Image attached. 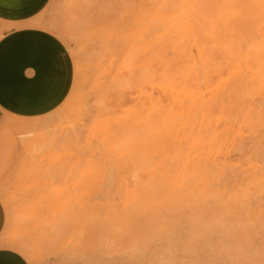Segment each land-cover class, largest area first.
<instances>
[{
	"label": "rangeland",
	"instance_id": "374dc122",
	"mask_svg": "<svg viewBox=\"0 0 264 264\" xmlns=\"http://www.w3.org/2000/svg\"><path fill=\"white\" fill-rule=\"evenodd\" d=\"M248 1L50 0L35 22L70 91L0 125V245L30 264H264V84L237 58L264 50V0Z\"/></svg>",
	"mask_w": 264,
	"mask_h": 264
},
{
	"label": "crops",
	"instance_id": "0c3cea01",
	"mask_svg": "<svg viewBox=\"0 0 264 264\" xmlns=\"http://www.w3.org/2000/svg\"><path fill=\"white\" fill-rule=\"evenodd\" d=\"M50 0H0V125L8 117L29 123L66 100L71 69L60 40L36 25ZM5 216L0 204V235ZM0 264H30L0 245Z\"/></svg>",
	"mask_w": 264,
	"mask_h": 264
},
{
	"label": "bare ground",
	"instance_id": "6f19581e",
	"mask_svg": "<svg viewBox=\"0 0 264 264\" xmlns=\"http://www.w3.org/2000/svg\"><path fill=\"white\" fill-rule=\"evenodd\" d=\"M250 1V0H249ZM248 1V2H249ZM253 2H254V0H252ZM251 1V3H253ZM250 3V2H249ZM251 3H250V5H251ZM233 7V6H232ZM251 7V6H250ZM255 7V6H254ZM240 9V8H239ZM238 13V12H237ZM240 15H241V13H240ZM254 15V14H253ZM257 15V14H256ZM242 16H243V13H242ZM263 17V16H262ZM219 19V18H218ZM237 19H239V18H237ZM250 19V18H249ZM243 20V19H242ZM245 20V19H244ZM221 21V20H220ZM220 21H218V22H220ZM236 23V22H235ZM248 26H249V24H247ZM248 26H247V28H248ZM250 27V26H249ZM230 28V27H229ZM251 28V27H250ZM225 29V28H224ZM215 30V29H214ZM229 30V29H228ZM246 30V29H245ZM223 31V30H222ZM234 31V30H233ZM223 32H225V31H223ZM230 32V31H229ZM250 32V31H249ZM208 33V32H207ZM212 34V33H211ZM226 34V33H225ZM249 34V33H248ZM261 34V33H260ZM239 36V35H238ZM238 36H237V38H238ZM189 37V36H188ZM231 38H232V36H230ZM191 38V37H190ZM237 38H235L234 37V39H237ZM248 38V37H247ZM259 38V37H258ZM222 39V38H221ZM239 39V38H238ZM245 40V39H244ZM219 41V40H218ZM252 41V40H251ZM215 42V41H214ZM232 42H233V40H232ZM235 42V41H234ZM221 44H222V42H220ZM248 43V42H247ZM249 43H251L250 41H249ZM232 44V43H231ZM255 44H257L256 42H255ZM240 45V44H239ZM258 45V44H257ZM236 46V45H235ZM253 46H254V44H253ZM253 46H252V48H253ZM187 49V48H186ZM194 49V48H193ZM236 50V49H235ZM239 50V52L237 53V58H239V60H238V63L240 62V61H242V63L243 64H241V65H243V67H244V65H245V67H247L248 69H249V73H250V80L253 82V84L250 82V86L251 87H253L254 86V82L255 83H259V84H264V72L262 73L260 70H258V71H253L252 69H250L251 68V66H253V65H259L258 63L259 62H264V50L263 51H261L262 53H258V54H255V52H246V53H244L243 55H242V52L240 51L241 49L239 48V49H237V51ZM259 50V49H258ZM185 51H187V50H185ZM254 51V50H253ZM228 52L230 53V51L228 50ZM233 53V52H232ZM236 52L234 51V53L233 54H235ZM257 53V52H256ZM231 54V53H230ZM186 56V55H185ZM228 56H230V55H228ZM236 56V55H235ZM208 59V58H207ZM235 60H236V58H234ZM223 60V59H222ZM229 60H231V59H229ZM236 60V61H237ZM223 62H225V61H223ZM241 63V62H240ZM199 65V64H198ZM239 64H237V66H238ZM248 65V66H247ZM261 65V64H260ZM262 65H264V64H262ZM240 67V66H239ZM263 68H264V66H263ZM194 69V68H193ZM237 69V68H236ZM242 69V68H241ZM254 69H255V67H254ZM195 70V69H194ZM200 70V69H199ZM240 70V69H239ZM263 71H264V69H263ZM240 72V71H239ZM249 80V81H250ZM235 85H237L236 83H234ZM257 84H255V85H257ZM242 85V84H241ZM218 87V86H217ZM227 88V87H226ZM211 89V88H210ZM214 89V88H213ZM204 91V90H203ZM263 91V90H262ZM202 92V91H201ZM223 92V91H222ZM236 92V91H235ZM251 92V91H250ZM261 92V91H260ZM198 93V92H197ZM258 93V92H257ZM197 95V94H196ZM195 95V96H196ZM200 95V94H199ZM198 95V96H199ZM203 95V94H202ZM201 95V96H202ZM246 95V94H245ZM197 97V96H196ZM246 98V97H245ZM259 98V97H258ZM255 99V98H254ZM213 100V99H212ZM217 100V99H216ZM213 102V101H212ZM236 102V101H235ZM231 103V102H230ZM214 107V106H213ZM204 108V107H203ZM206 108V107H205ZM238 108V107H237ZM242 108V107H241ZM195 110V109H194ZM202 110V109H201ZM254 112V111H253ZM262 112V111H261ZM204 113H205V111H204ZM229 113V112H228ZM238 115V114H237ZM229 116V115H228ZM194 117V116H193ZM196 117V116H195ZM194 117V118H195ZM224 117V116H223ZM261 117V116H260ZM193 118V119H194ZM225 121V120H224ZM250 123V122H249ZM248 124V123H247ZM252 124V123H251ZM248 126V125H247ZM232 130V129H231ZM199 134V133H198ZM229 135V134H228ZM229 138V137H228ZM251 167V166H250ZM2 199L6 202V199L4 198V197H2ZM241 204V203H240ZM14 236H16V235H14ZM13 236V237H14ZM18 236V235H17ZM20 237V236H19ZM15 239V238H14ZM15 244V243H14ZM13 244V245H14ZM17 244V243H16ZM18 245V244H17ZM31 248V247H30ZM15 249V248H14ZM24 249H25V245H24ZM28 249V248H27ZM32 249V248H31ZM36 250V249H35ZM34 251V250H33ZM244 252V251H243ZM19 253V252H18ZM25 254H26V256H25ZM25 257H27V252H25L24 254H23ZM30 256V255H29ZM43 255L41 254L40 256H39V258H41ZM28 259V258H27ZM42 259V258H41Z\"/></svg>",
	"mask_w": 264,
	"mask_h": 264
}]
</instances>
